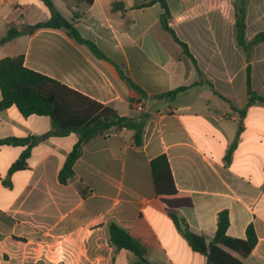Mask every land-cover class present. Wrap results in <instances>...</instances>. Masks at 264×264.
<instances>
[{"label": "crops", "instance_id": "1", "mask_svg": "<svg viewBox=\"0 0 264 264\" xmlns=\"http://www.w3.org/2000/svg\"><path fill=\"white\" fill-rule=\"evenodd\" d=\"M51 1L107 59L62 28L0 44V60L23 55L28 69L120 116L149 117L141 145L126 128L89 139L67 185L58 175L77 134L40 141L10 186L3 182L26 147L0 146V264H133L130 251L111 245L112 223L145 246L151 264H208L172 214L210 244L224 210L228 238L246 240L253 225L257 245L248 257L222 248L243 264H264V102L251 105L244 118L239 112L248 104V76L264 97V42L247 52L236 31L238 7L246 12L247 43L264 33V0H166L168 25L197 64L164 28L159 3ZM51 17L43 0H0V40L10 29L27 31ZM180 87L188 89L173 100L155 98ZM52 130L49 117L25 118L16 106L0 112V139ZM167 163L173 183L165 176Z\"/></svg>", "mask_w": 264, "mask_h": 264}, {"label": "trees", "instance_id": "2", "mask_svg": "<svg viewBox=\"0 0 264 264\" xmlns=\"http://www.w3.org/2000/svg\"><path fill=\"white\" fill-rule=\"evenodd\" d=\"M43 1L52 12L51 19L47 22L31 26L27 31L10 29L6 36L0 40V44L11 41L24 33H34L40 29L63 28L67 30L68 34L78 43L88 46L97 58L107 59L94 43L81 37L75 26L69 23L56 10L51 0ZM86 1L89 3L93 2V0ZM153 3H159L164 10V28L173 36L174 40L183 47L185 54L197 64L194 56L190 52L189 46L181 41L176 32L168 25L170 9L167 1L152 0L150 4ZM245 17V10L237 7V41L239 45L248 52L250 47L264 42V33L257 35L250 43H247ZM248 72H250L249 69ZM120 75L121 78L128 81L133 88L146 96L145 92L127 77L122 70H120ZM247 87L249 100L247 106L239 111L241 118L245 117L247 109L251 105L256 102H264V97L253 90L249 76ZM187 89V87H180L155 98H167L173 100L179 95V93L184 92ZM0 90L2 94L0 100V112L9 109L12 106H16L25 118L32 115L45 116L51 119L53 125V130L46 136L0 139V146L26 147L20 158L11 166L8 176L3 182L6 186L11 185V178L14 173L27 168L32 149L40 141L51 135L57 137H67L73 133L78 135V141L69 153L64 166L58 175V180L62 185H67L74 177V165L81 155L83 145L89 139L112 128H126L134 131L136 143L138 145L142 144L146 121L149 117L148 115H142L139 118L120 116L112 107L96 102L43 74L28 69L24 64L23 55L6 57L0 60ZM235 149L236 142L231 145L228 151L226 157L227 162L231 161ZM164 172L165 176L167 175L166 178L173 183L168 163L165 166ZM159 179L157 176V188L160 182ZM175 191L176 189L169 193H174ZM172 218L192 249L207 256L208 264H243L241 260L225 251L222 246L230 247L235 251H238L242 257H248L257 245V235L253 225H250L247 228L246 240L231 241L228 238L227 231L230 226V218L227 210L219 213L216 235L214 241L210 244H207L203 237L193 233L183 218H180L175 214H172ZM109 229L111 245L119 250L125 249L130 251L135 256L133 264H151L146 257V248L139 240L135 239L126 230L115 223H112Z\"/></svg>", "mask_w": 264, "mask_h": 264}, {"label": "rangeland", "instance_id": "3", "mask_svg": "<svg viewBox=\"0 0 264 264\" xmlns=\"http://www.w3.org/2000/svg\"><path fill=\"white\" fill-rule=\"evenodd\" d=\"M1 211H3V210H1ZM1 214V213H0Z\"/></svg>", "mask_w": 264, "mask_h": 264}]
</instances>
